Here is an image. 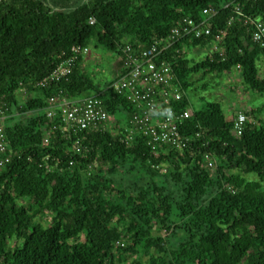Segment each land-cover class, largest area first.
Masks as SVG:
<instances>
[{
    "label": "trees",
    "instance_id": "obj_1",
    "mask_svg": "<svg viewBox=\"0 0 264 264\" xmlns=\"http://www.w3.org/2000/svg\"><path fill=\"white\" fill-rule=\"evenodd\" d=\"M206 7L215 10L210 34L182 39L160 57L182 95L170 105L190 109L193 74L233 68L264 96L257 65L261 59L264 68V46L251 35V20H264V0H0L10 152L0 168V264H125L122 254L134 256L129 264H264V103L243 112L237 135L238 113L226 118L220 102L205 100L179 123L186 146L162 144L156 155L147 137L129 138L134 108L125 94L100 96L118 127L64 135L59 114L45 111L50 97L106 86L85 71L86 57L71 74L39 84L72 46L95 40L117 55L128 43L139 50L165 40L182 17L203 19ZM190 46L210 51L194 59Z\"/></svg>",
    "mask_w": 264,
    "mask_h": 264
},
{
    "label": "built area",
    "instance_id": "obj_2",
    "mask_svg": "<svg viewBox=\"0 0 264 264\" xmlns=\"http://www.w3.org/2000/svg\"><path fill=\"white\" fill-rule=\"evenodd\" d=\"M202 14L204 18L199 21L191 17L180 18L170 28L165 40H157L148 47L136 50L131 44H126L116 62L117 79L115 81L106 84L103 89L97 92L83 96L50 97L45 108L47 116L52 117L59 114L61 121L64 122L62 126L64 135L107 129L110 125L118 127L119 122L111 117L100 99L101 94L110 89L125 94L133 105L134 112L129 120V138L131 135L147 137V144L155 155L157 148L162 144L182 149L186 146L189 138L181 137L178 131L179 123L189 115L190 109L178 111L170 105L172 100L178 101L182 95L173 85L174 74L170 64L160 57L182 39L210 34L208 22L215 14V10L206 7L203 8ZM243 19L244 21L251 20L246 16ZM251 21L254 24L251 33L253 42L264 46V20L255 17ZM89 22L93 23L94 19L90 18ZM221 33L216 34L213 48H217L216 42L220 40ZM87 50V47L72 46L70 55L39 84H45L47 80H58L71 74L76 59L85 58ZM8 117L7 102L0 101V168L9 161L10 157L5 140V120ZM245 119L246 116L243 112L237 114L233 125L235 134H241ZM46 142H48V136L43 138V143ZM74 148L76 151H80L79 138L74 140ZM207 166L208 168L212 167V161H208ZM116 243L123 245V241Z\"/></svg>",
    "mask_w": 264,
    "mask_h": 264
},
{
    "label": "rangeland",
    "instance_id": "obj_3",
    "mask_svg": "<svg viewBox=\"0 0 264 264\" xmlns=\"http://www.w3.org/2000/svg\"><path fill=\"white\" fill-rule=\"evenodd\" d=\"M209 51L210 47L208 46H190L187 55L194 59H200ZM86 55L84 69L98 87L103 88L109 81L117 79L116 62L120 55L98 46L95 40L91 41ZM257 65L260 68V74L263 75L264 68L261 59L257 61ZM191 77H193L192 86L186 90L191 101L190 109H199L205 100H216L220 102L225 116L228 118L233 114L245 112L251 107H258L264 103V96L246 88L242 83L240 72L236 68L221 74L211 72L203 75L202 72H198ZM19 95L21 98L25 96L23 91ZM262 112L261 115L264 119V110ZM115 116L121 119L124 117L120 112H117ZM161 232L164 234V231ZM133 258L134 256L129 254L120 255V259L125 260V264H129Z\"/></svg>",
    "mask_w": 264,
    "mask_h": 264
}]
</instances>
